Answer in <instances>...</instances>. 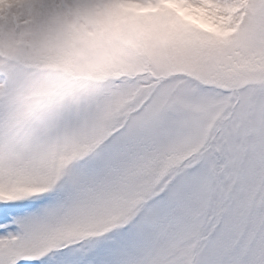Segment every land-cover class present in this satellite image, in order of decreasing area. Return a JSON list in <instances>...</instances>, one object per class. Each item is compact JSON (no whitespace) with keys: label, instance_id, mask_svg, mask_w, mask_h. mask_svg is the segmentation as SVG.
<instances>
[{"label":"rangeland","instance_id":"rangeland-1","mask_svg":"<svg viewBox=\"0 0 264 264\" xmlns=\"http://www.w3.org/2000/svg\"><path fill=\"white\" fill-rule=\"evenodd\" d=\"M0 264H264V0H0Z\"/></svg>","mask_w":264,"mask_h":264}]
</instances>
